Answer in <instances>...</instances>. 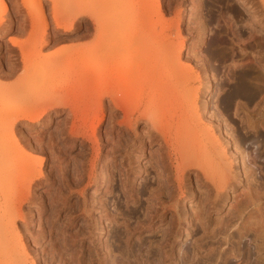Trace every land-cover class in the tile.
<instances>
[{"label": "rangeland", "instance_id": "rangeland-1", "mask_svg": "<svg viewBox=\"0 0 264 264\" xmlns=\"http://www.w3.org/2000/svg\"><path fill=\"white\" fill-rule=\"evenodd\" d=\"M78 1L89 4L0 0V264H264L253 232L241 245L228 237L258 214L243 204L250 183H264V0H108L102 13L115 26L112 39L134 43L118 68L151 53L138 72L162 60L170 65L156 78L183 77L158 120L181 113L176 131L195 136L197 160L218 178L236 176L219 202L200 167L176 168L148 118L132 125L108 96L83 85L99 59L87 51L95 22L76 16L69 31L55 20ZM246 65L259 76L251 98L242 89ZM20 110L37 117L15 121ZM229 220L235 226L224 232ZM246 243L252 252L238 256ZM226 251V260L213 259Z\"/></svg>", "mask_w": 264, "mask_h": 264}, {"label": "bare ground", "instance_id": "bare-ground-1", "mask_svg": "<svg viewBox=\"0 0 264 264\" xmlns=\"http://www.w3.org/2000/svg\"><path fill=\"white\" fill-rule=\"evenodd\" d=\"M87 1H89V4H86V5L84 4V3H86V1L85 2L83 1V3L81 2V4L79 3L80 1H78V3H73V4H71V2H69L70 5L67 3V6L63 8V12H61V11L59 12V10H56L57 13L55 12V14H56L55 20L57 21V23L59 25H63V28H65V30L70 31L75 27V24L72 21V19L76 16L88 15L95 22L94 29L96 32V34H95L96 35V41L93 44L90 43L91 45L88 47L87 51L89 53L93 54L94 56H97V59L98 58L99 59L97 61L95 59L94 63L91 62V65H90V67H88V70H87L86 81L83 85H85V87H87V90L91 94L94 95V93H95L97 96H99L100 100H102L106 96H108L110 98L111 102L117 104L118 106H120L122 108V111L124 112L125 115L132 117L131 118V120L133 121L132 125L134 123H136L140 119V117L148 118L151 121L150 123L152 125V127L149 130L150 133L152 135H154V137L157 140H159L162 145L165 144L167 146L168 155H173V154L177 155V157L175 158L176 159V168H178V169L182 168L183 169L184 167L189 166V165H197L198 167H200L202 169V173L204 174V176L207 179H210V181H212V185H210V191L209 192H215V194H214L215 201H218V202L221 201L220 197H222V189L224 188V185L226 183H230V181L233 182L232 179H233L234 175L231 176V173L227 172L224 174V176H222L221 178H218L217 176L214 175V172H213L215 170V168H212L214 170L211 169V167H213V166L209 167V165L207 166L206 164H201L200 161L197 160L199 158L195 157V154L197 151L195 136H193L192 132L190 133L187 131L188 132L187 134L181 135V133L176 131V128L179 126V123H180L181 119L183 118L181 113L179 114V113L175 112L176 113L175 115L170 114L164 120L163 119L158 120L159 114L164 113L167 110L166 107L168 108L169 106L173 105L174 102L173 101L169 102L170 98H168V97L170 96V94H172L171 91H172V88L175 84V81L177 83V80H179L180 78H183V77H180V78L176 77L177 80H176V78H169V77L163 76V75L161 77L156 78V76L154 74L155 73L154 70L162 68L161 71L163 70L162 71V73H163L164 68L165 67L167 68V66L170 65V64H168V62L166 63V61H164L166 64L164 62H160L162 60H160L158 63L157 62L155 63V65L153 66V68H154L153 71H147L146 73L145 72L144 73L138 72L140 70L139 67L144 65L146 62H152L153 61L154 58H153V54H151V53H147L146 56H142V54H141L142 52L141 53L139 52L141 55V58L138 56V58H140V59L137 60V62L135 64H131V65L129 64L128 67H125V68L122 67L123 69L118 68L120 66L119 65H118V67L116 66V62H117L116 59L118 60V57L122 58L123 54L127 55V53L134 50V46H133L134 43H133V45L131 44L133 42V40H130L129 38H131V37H129L128 40L130 42L129 41L126 42V38L125 39L120 38V40H124V42L123 41L119 42L118 40H115L116 38H119V37H116L115 39L111 38V36H113L111 34V32L112 33L114 32L111 29H114L115 26H113L112 23L108 24V23H104L103 21H101V18H103L102 15H104L102 13L108 7H110L108 0H93V1L87 0ZM2 6H3V3H2ZM6 7H4L1 10L2 12H0L1 13L0 18H2L3 13L6 12V10H7ZM29 12H30V10H29ZM32 15H34V14H32ZM41 16H42V14H41ZM44 18L42 17V19H44ZM35 19L36 18L34 16H31V22L34 26L36 24ZM120 22L121 21H119L118 23H120ZM45 23H44V26H45ZM65 23H67V24H65ZM112 26L114 28H112ZM118 26L120 27V25H117V27ZM122 28H123V26H122ZM124 28H125V26H124ZM89 29H91L90 25H89ZM122 31H119V32H122ZM92 34L93 33H90V31L88 30L87 34H85V35L91 36ZM121 35L123 36V33H121L120 36ZM38 41H39L40 45H43V43L45 42V39H43L41 37ZM32 42L35 43L36 41H32ZM34 50H35V48H34ZM23 51H24L23 53H25V49H23ZM35 52H36V50H35ZM35 52H34V54H36ZM34 54H33V56H35ZM165 59H167V58H165ZM31 65H32V63H31ZM246 66H247L246 67V86L245 85L242 86V89H243V91H246V97L251 98V97H254L257 93L256 87H254L253 83H254V79H258L259 76L254 75L257 73V70L254 67L249 66V65H246ZM98 78H100L101 80L99 81L98 84H96ZM169 92H170V94H169ZM26 95H25V97H27ZM175 95L176 94H174V96ZM162 96H164V97H162ZM25 97L23 95V97H22L23 100L20 98L17 101L20 100L19 101L20 103H21V101H23V103H24L25 100H27V99H25ZM163 98L165 100L168 99V102H159V101L163 100ZM171 100H175V99H171ZM15 107H17V105ZM262 110L264 112V108H262ZM26 112L23 110H20L19 113H16L15 114V121L21 117L34 118V117H32V116H34V114L36 116V113L33 114L32 112H30V114H28ZM36 112H37V110H36ZM32 120H35V119H32ZM15 121L10 123L11 129L13 127L12 124H14ZM148 123L149 122H147L146 125H148ZM253 126L255 128H257V123L254 124ZM12 131H13V129H12ZM14 137H15V135H14ZM16 137H15V140L18 141V138H16ZM244 141H246V140H244ZM181 147L185 148L186 151L183 152L184 149H182V151H181ZM250 156L251 157L249 160L251 163L255 162L257 160L256 159L257 157L254 156L253 154H251ZM162 157H163V159H165L166 155L163 154ZM207 162H209V161H207ZM218 164H219V162H218ZM217 167H218V165H217ZM222 167L223 166L221 164L220 168H222ZM225 169H227V167ZM197 176H201L200 171L199 172L197 171ZM234 178H236V176H234ZM159 181H162V179L161 180L159 179ZM177 181L178 182L176 183V185L181 190V187L183 184L182 179L177 180ZM252 184L253 183H250V186H251L250 191H249V193L246 194V204L245 205L243 204V207L246 208V211L250 210V207L255 208L258 211V214L254 215V216H250L249 219L247 218L248 220L246 221V224L243 226L242 230L239 231V229L237 228L238 233H236L234 230L230 231V234H228V237L230 239L234 238L235 241H237L236 243L240 244L241 239L251 231V232H253V234L255 236V240L260 241V243H262V244L258 243L259 244L258 251H262V250H264V206L262 207L261 204L264 200V183L257 181L253 185ZM160 185H161L162 189L166 188L165 184L163 182H161ZM210 198L211 197L208 195L205 199L209 200ZM175 201H176V204H178L180 202V197H177ZM212 203H214V202H212ZM176 204L174 205L175 208H177ZM243 210L244 209H242V211ZM225 222H227V221H225ZM223 226L224 227H222L223 228L222 230L224 232H226L230 228L234 227L235 225L232 224V220H231V222L229 220L228 223L227 224L224 223ZM220 232H222V231H220ZM240 245L238 247H236V249L238 250V256H241L242 252H243V255L246 256V251H251V249H252V247L250 246L249 243H246V246H243V247H241ZM227 251L223 252V253H219V255H216V256L214 255L215 258H213V259L217 261L218 258L221 257V259L226 260L227 253H228ZM260 256H262L261 253H260V255H258V257H260ZM211 259H212V257H211ZM225 260H224V262H225Z\"/></svg>", "mask_w": 264, "mask_h": 264}]
</instances>
